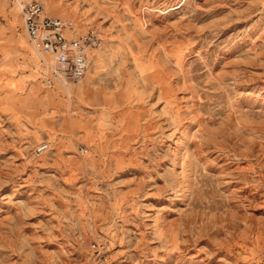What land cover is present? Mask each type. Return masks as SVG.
Returning a JSON list of instances; mask_svg holds the SVG:
<instances>
[{
	"label": "rangeland",
	"instance_id": "374dc122",
	"mask_svg": "<svg viewBox=\"0 0 264 264\" xmlns=\"http://www.w3.org/2000/svg\"><path fill=\"white\" fill-rule=\"evenodd\" d=\"M19 1L0 0V264H264V0ZM32 1L99 35L82 80L46 85Z\"/></svg>",
	"mask_w": 264,
	"mask_h": 264
},
{
	"label": "built area",
	"instance_id": "2783aa9c",
	"mask_svg": "<svg viewBox=\"0 0 264 264\" xmlns=\"http://www.w3.org/2000/svg\"><path fill=\"white\" fill-rule=\"evenodd\" d=\"M7 1L20 3L19 0ZM22 12L30 42L39 52L52 58L51 76L45 77L46 85L52 87L53 81L82 80L89 69L91 51L101 46L99 35L89 30L85 34L71 36L75 32L74 24L47 16L43 5L37 1L22 5ZM48 148L44 144L37 150L41 153Z\"/></svg>",
	"mask_w": 264,
	"mask_h": 264
},
{
	"label": "bare ground",
	"instance_id": "6f19581e",
	"mask_svg": "<svg viewBox=\"0 0 264 264\" xmlns=\"http://www.w3.org/2000/svg\"><path fill=\"white\" fill-rule=\"evenodd\" d=\"M36 48V47H35ZM39 52V51H38ZM40 54H41V56L44 58V60H45V55L44 54H42L41 52H39ZM61 84H64L65 85V83H61Z\"/></svg>",
	"mask_w": 264,
	"mask_h": 264
}]
</instances>
